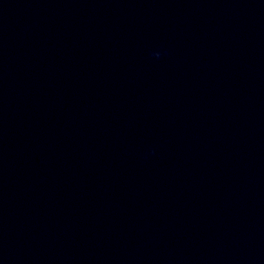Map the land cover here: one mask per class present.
Wrapping results in <instances>:
<instances>
[{
    "label": "clouds",
    "instance_id": "obj_1",
    "mask_svg": "<svg viewBox=\"0 0 264 264\" xmlns=\"http://www.w3.org/2000/svg\"><path fill=\"white\" fill-rule=\"evenodd\" d=\"M152 55L156 58H159L161 56L160 52H153Z\"/></svg>",
    "mask_w": 264,
    "mask_h": 264
}]
</instances>
